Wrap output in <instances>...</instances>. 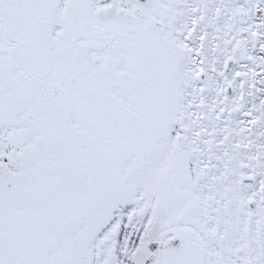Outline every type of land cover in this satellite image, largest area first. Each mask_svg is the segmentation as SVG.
I'll return each mask as SVG.
<instances>
[{"label": "snow or ice", "instance_id": "obj_1", "mask_svg": "<svg viewBox=\"0 0 264 264\" xmlns=\"http://www.w3.org/2000/svg\"><path fill=\"white\" fill-rule=\"evenodd\" d=\"M0 264H264V0H0Z\"/></svg>", "mask_w": 264, "mask_h": 264}]
</instances>
